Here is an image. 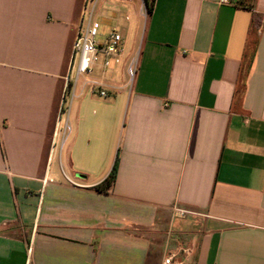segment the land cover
Returning a JSON list of instances; mask_svg holds the SVG:
<instances>
[{"label": "crops", "instance_id": "1", "mask_svg": "<svg viewBox=\"0 0 264 264\" xmlns=\"http://www.w3.org/2000/svg\"><path fill=\"white\" fill-rule=\"evenodd\" d=\"M84 2L0 0V264H264V0H98L133 35L61 145Z\"/></svg>", "mask_w": 264, "mask_h": 264}, {"label": "built area", "instance_id": "2", "mask_svg": "<svg viewBox=\"0 0 264 264\" xmlns=\"http://www.w3.org/2000/svg\"><path fill=\"white\" fill-rule=\"evenodd\" d=\"M222 3H227L228 0H220ZM98 0H85L82 8L81 22L78 26L75 38L72 43V62L67 76L65 77V84L62 91L61 103H60V115H65L63 127L61 129V145L71 132V126L68 122V111L71 105L73 94V87L78 79V76L90 71L92 65L98 60V55H103L102 66L106 68L111 61L114 63L119 62V57L122 54L121 48V36L112 31L106 38L105 43L100 46L96 43V36L99 31V24L93 20L94 10ZM90 6L88 18L84 21V14L87 7ZM145 12V11H144ZM76 59V60H75ZM75 61V62H74ZM136 72V57H134L126 68V74L129 82L132 81ZM97 85L96 83H93ZM93 88L91 92L97 93L99 96H106L107 93L104 89L99 90L98 87ZM98 86V85H97ZM60 118L57 119L59 121ZM46 182V180H43ZM69 184L72 187H79L80 184L69 180ZM175 215L184 217L186 214L192 212L185 209L172 208ZM191 252L188 247H179L177 250L172 251L167 247L164 250L161 264H185L184 261L179 259V255L184 258H189Z\"/></svg>", "mask_w": 264, "mask_h": 264}, {"label": "rangeland", "instance_id": "3", "mask_svg": "<svg viewBox=\"0 0 264 264\" xmlns=\"http://www.w3.org/2000/svg\"><path fill=\"white\" fill-rule=\"evenodd\" d=\"M89 9L90 6H88L87 10L85 11V14L83 16L84 21H86L88 18ZM127 15H128L127 13H122L112 9L109 10L105 7L96 10L93 15V20L99 24V31H98L99 37L100 35L107 34L111 31H116L123 36L133 35V33L131 34L130 29L126 26L127 21L125 18ZM118 21H120L119 26H118ZM143 23L144 21L142 22V26ZM137 35H142V27H140V29L138 30ZM136 50L138 52L139 47ZM134 56H136V54ZM175 228L176 227L174 226V230ZM160 257L161 258L163 257V253L160 255Z\"/></svg>", "mask_w": 264, "mask_h": 264}, {"label": "trees", "instance_id": "4", "mask_svg": "<svg viewBox=\"0 0 264 264\" xmlns=\"http://www.w3.org/2000/svg\"><path fill=\"white\" fill-rule=\"evenodd\" d=\"M142 2L144 5L146 14H149L151 12V10L153 9L154 0H142ZM116 170H117V165L115 163L113 168H112V172H111L109 179L107 181H105L104 183H102L100 186H98L97 187L98 190L104 189L105 187H107L111 184V182L115 179Z\"/></svg>", "mask_w": 264, "mask_h": 264}]
</instances>
